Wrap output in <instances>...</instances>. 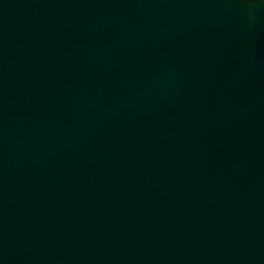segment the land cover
<instances>
[{
    "label": "water",
    "instance_id": "1",
    "mask_svg": "<svg viewBox=\"0 0 264 264\" xmlns=\"http://www.w3.org/2000/svg\"><path fill=\"white\" fill-rule=\"evenodd\" d=\"M0 264H264V0H0Z\"/></svg>",
    "mask_w": 264,
    "mask_h": 264
}]
</instances>
